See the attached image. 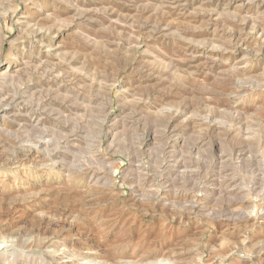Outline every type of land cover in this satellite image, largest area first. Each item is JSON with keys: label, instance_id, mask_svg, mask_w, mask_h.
<instances>
[{"label": "rangeland", "instance_id": "374dc122", "mask_svg": "<svg viewBox=\"0 0 264 264\" xmlns=\"http://www.w3.org/2000/svg\"><path fill=\"white\" fill-rule=\"evenodd\" d=\"M0 264H264V0H0Z\"/></svg>", "mask_w": 264, "mask_h": 264}]
</instances>
